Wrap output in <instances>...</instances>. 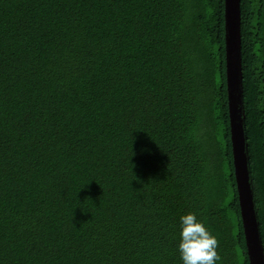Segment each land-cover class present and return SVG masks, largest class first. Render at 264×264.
I'll list each match as a JSON object with an SVG mask.
<instances>
[{
	"label": "trees",
	"instance_id": "16d2710c",
	"mask_svg": "<svg viewBox=\"0 0 264 264\" xmlns=\"http://www.w3.org/2000/svg\"><path fill=\"white\" fill-rule=\"evenodd\" d=\"M264 249V0H240ZM224 0H0V264H182L195 213L249 264L233 171Z\"/></svg>",
	"mask_w": 264,
	"mask_h": 264
},
{
	"label": "water",
	"instance_id": "95a60500",
	"mask_svg": "<svg viewBox=\"0 0 264 264\" xmlns=\"http://www.w3.org/2000/svg\"><path fill=\"white\" fill-rule=\"evenodd\" d=\"M226 92L233 171L249 264H264L249 168L241 68L240 0H224Z\"/></svg>",
	"mask_w": 264,
	"mask_h": 264
},
{
	"label": "clouds",
	"instance_id": "9594fccd",
	"mask_svg": "<svg viewBox=\"0 0 264 264\" xmlns=\"http://www.w3.org/2000/svg\"><path fill=\"white\" fill-rule=\"evenodd\" d=\"M217 241L195 213L179 217L177 250L182 264H216Z\"/></svg>",
	"mask_w": 264,
	"mask_h": 264
}]
</instances>
